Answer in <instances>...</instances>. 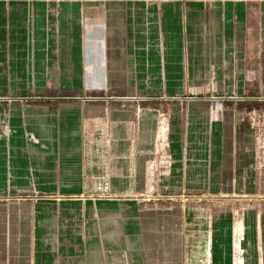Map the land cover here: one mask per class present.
I'll return each mask as SVG.
<instances>
[{"label": "crops", "instance_id": "1", "mask_svg": "<svg viewBox=\"0 0 264 264\" xmlns=\"http://www.w3.org/2000/svg\"><path fill=\"white\" fill-rule=\"evenodd\" d=\"M95 1L110 0H6L2 6L12 103L7 119L26 135L11 143L9 176L40 195L30 203L39 262L197 264L204 257L202 213L182 202L145 205L138 197L159 190L160 181L167 182L163 190L172 188L169 176L160 177L155 140L144 142L137 112L87 99L110 85L134 92L138 83L159 80V61L147 68L132 40L117 35L123 17L126 31L142 32L148 9L119 11L118 27L107 6L96 10ZM187 1L185 25L204 14L202 2ZM167 15L179 32L175 8ZM49 32L53 39L44 37ZM16 33L23 39L15 40Z\"/></svg>", "mask_w": 264, "mask_h": 264}, {"label": "rangeland", "instance_id": "2", "mask_svg": "<svg viewBox=\"0 0 264 264\" xmlns=\"http://www.w3.org/2000/svg\"><path fill=\"white\" fill-rule=\"evenodd\" d=\"M192 1L202 2L204 14L193 15L190 26L187 0L95 1L96 10L107 6L118 27L119 11L148 9L142 32L126 31L123 17L117 35L132 40L147 68L159 61V80L138 83L134 92L110 85L87 99L137 112L144 142L155 140L160 177L169 176L172 188L163 190L167 182L160 181L159 190L138 197L145 205L182 202L202 213L204 257L197 264H264V0ZM6 4L0 0V264H40L30 222V203L40 195L9 176L11 143L26 135L7 119ZM169 8L176 10L179 32L169 27ZM71 34L65 36L75 39Z\"/></svg>", "mask_w": 264, "mask_h": 264}, {"label": "bare ground", "instance_id": "3", "mask_svg": "<svg viewBox=\"0 0 264 264\" xmlns=\"http://www.w3.org/2000/svg\"><path fill=\"white\" fill-rule=\"evenodd\" d=\"M178 247V246H177ZM176 248V247H175ZM195 252V251H194ZM194 255H195V253H194ZM178 258H179V256H178ZM180 259V258H179ZM163 262V261H162ZM167 262V261H166Z\"/></svg>", "mask_w": 264, "mask_h": 264}, {"label": "built area", "instance_id": "4", "mask_svg": "<svg viewBox=\"0 0 264 264\" xmlns=\"http://www.w3.org/2000/svg\"><path fill=\"white\" fill-rule=\"evenodd\" d=\"M89 99H92V98H89Z\"/></svg>", "mask_w": 264, "mask_h": 264}]
</instances>
